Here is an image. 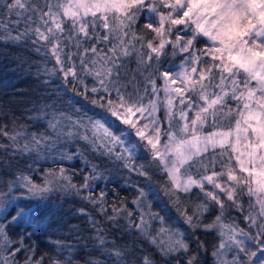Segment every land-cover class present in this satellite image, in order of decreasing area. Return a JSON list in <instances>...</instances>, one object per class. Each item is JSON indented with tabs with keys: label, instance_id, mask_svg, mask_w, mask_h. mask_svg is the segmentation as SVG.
<instances>
[{
	"label": "snow or ice",
	"instance_id": "1",
	"mask_svg": "<svg viewBox=\"0 0 264 264\" xmlns=\"http://www.w3.org/2000/svg\"><path fill=\"white\" fill-rule=\"evenodd\" d=\"M0 9V41L30 43L46 64L54 60L45 83L58 79L74 96L71 112L56 100L45 104L42 131L15 121L0 126L5 162L20 169L0 190V264H19L16 254L25 250L24 237L14 242L8 225L25 226L29 237L44 231L51 194L80 195L106 179L104 165L117 163L143 178L133 185L135 210L121 201L109 214L103 191L81 197L122 233L109 240L101 221L81 208L104 257L89 254L83 264H132L137 252L136 264H156L143 244L163 264H207L201 232L219 237L212 264H264V0H0ZM68 143L76 150L58 159L80 156L91 169L80 185L63 166L46 170L40 183L26 174L29 160ZM157 172L167 178L166 201ZM193 189L202 201L182 198ZM173 210L186 229L170 223ZM61 247L66 258L46 261L29 249L24 264H80L72 246Z\"/></svg>",
	"mask_w": 264,
	"mask_h": 264
},
{
	"label": "trees",
	"instance_id": "2",
	"mask_svg": "<svg viewBox=\"0 0 264 264\" xmlns=\"http://www.w3.org/2000/svg\"><path fill=\"white\" fill-rule=\"evenodd\" d=\"M202 46V44L197 45V47ZM45 60L43 53L35 52L30 43L13 44L0 41V126L7 125L11 129L13 121H15L17 127L23 125L30 131H42L48 119V117L43 116V113L49 111V109L45 108V104H51L53 100L57 101L59 108L71 112L67 102L74 98L73 93H65L63 85L58 79H55L54 82L50 80L49 83H45V80H49V77L44 72L45 67L51 68L55 64L54 60H49L47 64ZM131 67H135V64H132ZM57 86H59V96L57 94ZM89 87H91L90 82ZM61 99L64 103H60ZM42 116L43 118H41ZM206 130L208 131L209 129L206 128ZM6 142V138L0 137V143ZM76 147L75 143L58 144L56 149L51 153H46L44 158L36 159L34 162L29 160L28 163L32 165V169L26 174L30 175L36 183H40L46 170L63 166L67 170L68 175L72 177V182L80 185L84 176L91 171L89 164L80 156H76L72 160L58 159L60 153L67 152L70 154L76 150ZM81 150L83 151V149ZM8 155V153L0 150V190L5 191H7L8 182L19 175L20 170L15 166L14 161L5 162ZM84 155L89 160H93L92 155L88 152H84ZM43 160H46V163ZM93 162L99 163V161ZM137 163H147V161L141 159ZM24 167V165H20V168ZM103 168L106 179L102 178L95 181L96 191L83 189L80 195H76L74 192L51 194L52 215L49 220L44 222V231H36L29 237L24 231L25 226L8 225L9 236L14 242L18 241L21 236L24 237L25 250L16 254V260L19 264H24V259L33 254L29 249L35 250V256L44 255L46 261L48 256L55 257L60 255L66 258L68 252L61 245L72 246L74 249L73 257L78 259L80 264H83V261L89 258V254L97 259L104 258L93 247L90 239L93 231L88 216L81 214L79 210L83 208L87 213L100 220L101 226L109 233V240H112L115 236L122 235V233L110 229L109 222L100 215L96 206L81 197L88 195L89 192L94 197L99 196L100 192L103 191L106 193L105 203L109 214H111V206L113 204L118 205L121 201L129 209L135 210L132 200L136 196V188L133 185L139 184L143 178L129 172L118 163L107 164ZM166 183V176L157 172L154 177V184L158 191L159 199L165 201L167 197L164 194L163 186ZM13 191L16 192L14 185ZM19 191L23 192L24 190L20 189ZM181 196L183 199L194 203L203 200V194L200 193L199 189H193L186 196L182 193ZM153 210H158L155 207V202L153 203ZM231 215L235 216L236 213L232 212ZM224 222H230L228 213L225 214ZM0 223L6 222L3 218H0ZM170 223H172L173 227H179L182 230L187 228V225L183 223L175 210H173ZM241 226L243 227L244 225L241 224ZM29 231L32 230L29 229ZM199 235L201 239L206 241L207 264H212L211 252L213 246L219 243V237L215 233L205 235L201 232ZM124 240L130 241L131 237H124ZM116 242L118 244L122 243L120 240ZM85 245H87L86 248ZM138 247H143L146 253L152 254L156 259V264H163V260L152 246L143 244L138 245ZM140 255L141 253L137 252L135 257L130 258L132 264H136V260Z\"/></svg>",
	"mask_w": 264,
	"mask_h": 264
},
{
	"label": "rangeland",
	"instance_id": "3",
	"mask_svg": "<svg viewBox=\"0 0 264 264\" xmlns=\"http://www.w3.org/2000/svg\"><path fill=\"white\" fill-rule=\"evenodd\" d=\"M205 132H207V130ZM241 151H243V146L242 145H241ZM88 190H94V191H96V188H95V186H93L92 188H90ZM0 218H3V217H0ZM16 258H17V256H16ZM227 258L228 259H231V254L230 253L228 254V257Z\"/></svg>",
	"mask_w": 264,
	"mask_h": 264
},
{
	"label": "bare ground",
	"instance_id": "4",
	"mask_svg": "<svg viewBox=\"0 0 264 264\" xmlns=\"http://www.w3.org/2000/svg\"><path fill=\"white\" fill-rule=\"evenodd\" d=\"M46 163V160H43ZM25 260V259H24Z\"/></svg>",
	"mask_w": 264,
	"mask_h": 264
}]
</instances>
